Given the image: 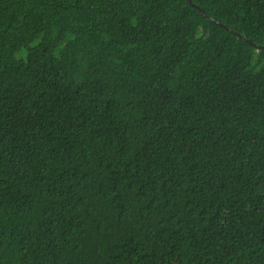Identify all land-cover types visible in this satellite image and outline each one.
I'll list each match as a JSON object with an SVG mask.
<instances>
[{
	"label": "trees",
	"instance_id": "16d2710c",
	"mask_svg": "<svg viewBox=\"0 0 264 264\" xmlns=\"http://www.w3.org/2000/svg\"><path fill=\"white\" fill-rule=\"evenodd\" d=\"M192 1L0 0V264H264V0Z\"/></svg>",
	"mask_w": 264,
	"mask_h": 264
},
{
	"label": "water",
	"instance_id": "95a60500",
	"mask_svg": "<svg viewBox=\"0 0 264 264\" xmlns=\"http://www.w3.org/2000/svg\"><path fill=\"white\" fill-rule=\"evenodd\" d=\"M191 3H193V1L192 0H189ZM194 4V3H193ZM231 29V28H230ZM233 30V29H232ZM234 32H236L235 30H234ZM239 35H241V33H238ZM246 40H248L250 43H254V42H252L251 40H249V39H246ZM256 46H259V47H261V45H258L257 43H254Z\"/></svg>",
	"mask_w": 264,
	"mask_h": 264
}]
</instances>
